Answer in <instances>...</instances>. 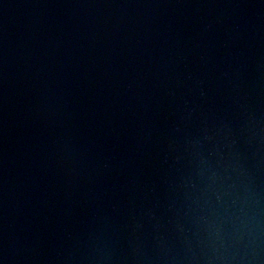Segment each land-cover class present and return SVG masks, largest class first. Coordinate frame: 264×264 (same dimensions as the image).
Instances as JSON below:
<instances>
[{
  "label": "water",
  "instance_id": "obj_1",
  "mask_svg": "<svg viewBox=\"0 0 264 264\" xmlns=\"http://www.w3.org/2000/svg\"><path fill=\"white\" fill-rule=\"evenodd\" d=\"M0 264H264V0H0Z\"/></svg>",
  "mask_w": 264,
  "mask_h": 264
}]
</instances>
